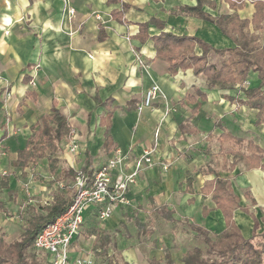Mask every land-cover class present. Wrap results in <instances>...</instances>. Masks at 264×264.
I'll return each mask as SVG.
<instances>
[{
    "label": "crops",
    "instance_id": "1",
    "mask_svg": "<svg viewBox=\"0 0 264 264\" xmlns=\"http://www.w3.org/2000/svg\"><path fill=\"white\" fill-rule=\"evenodd\" d=\"M123 4L129 7L122 17L125 23L120 14ZM198 4L199 0H0V156L4 150L12 152L9 165L21 173L38 166L40 161L26 169L15 164L54 104L79 138L76 155L63 144L55 156L59 165L55 173L44 159L50 176L60 173L65 186L72 182L66 176L68 169L94 172L120 151L126 159L114 175L120 170L130 173L144 149H155V163L129 189L130 205L118 207L105 222L98 219L97 207L85 212L81 234L71 246L73 258L91 255L96 264H185L187 252L196 248L192 242L200 241L190 225L211 234L226 229L212 194H203L205 183L215 179L213 169L230 179L240 198L234 221L242 235L253 236L254 220L248 213L259 220L258 233L264 231V157L262 168L248 169L243 160L229 170L233 151L223 138L224 132L230 133L264 149V128L255 125L257 112L239 103L246 98L238 86L209 89L207 78L196 76L192 69L171 75L152 40L166 32L199 38L216 49L234 48V41L215 24L180 12ZM246 4L234 11L225 0H204L202 7L213 17L236 13L251 20L254 4ZM67 8L75 10L74 16ZM150 20L158 24L149 26V37L142 41L137 36L139 25ZM247 82V88L257 86V73ZM152 86L160 89L156 100L138 112ZM110 99L111 106L99 105ZM107 135L111 151L105 147ZM9 180L10 176H0V184L4 182L0 227L12 242L34 213L42 214L43 207L66 189L41 207L28 203L22 211ZM18 209L26 218L16 232L11 210ZM12 233H17L14 239ZM103 242H108L106 247ZM35 254L41 264H48L47 254L36 250Z\"/></svg>",
    "mask_w": 264,
    "mask_h": 264
},
{
    "label": "trees",
    "instance_id": "2",
    "mask_svg": "<svg viewBox=\"0 0 264 264\" xmlns=\"http://www.w3.org/2000/svg\"><path fill=\"white\" fill-rule=\"evenodd\" d=\"M225 1L234 11L245 8L247 2L253 3L255 12L251 20L241 19L236 13L213 17L203 11L204 0H199V4L195 7L184 6L180 8V12L215 24L225 36L234 41V48L216 49L199 38L162 32L160 35L152 37L157 57L169 65L171 75L192 69L196 76H205L209 89L215 87L234 89L236 86H241L239 90L246 99L240 100L239 103L255 110L257 112L255 125L264 128V44L262 42L264 0ZM128 9L129 7L123 4L120 11L121 21L124 23L126 21H123L122 17ZM117 14L119 15V13ZM112 17L116 18L117 15L112 14ZM152 24L158 23L155 20H150L139 25L140 30L137 35L139 39L145 41L149 37L148 29ZM158 26L162 28V25ZM212 57L214 62L210 61ZM252 73H257L259 84L251 88L242 87ZM111 103L110 99L99 102V105L111 106ZM109 115H112L111 110ZM216 127L225 131L221 124H216ZM71 131L67 116L54 104L51 114L42 117L38 122V128L28 139L26 148L19 152L15 165L26 169L29 164L46 159L50 171L55 173L59 168L55 156L62 152L63 144L67 143ZM109 138L110 136L107 135L105 145L107 151H111L113 148ZM223 138L233 151V162L229 170L234 169L243 160H246L248 169L262 168L263 148L252 141L235 138L230 133L224 132ZM222 168L227 169L225 162ZM83 171L89 176L93 174L89 168H84ZM212 173L215 175V179L205 183L203 194H212V200L224 215L226 229L220 234H211L197 225H190V228L205 244L207 255H211L214 259L203 261V251L196 247L187 252L184 263L264 264V231L258 233L259 220L253 214L248 213L254 220V231L251 238H245L234 221V212L241 208L239 196L234 192L230 179L222 178L217 169H213ZM66 176L74 182L75 170L68 169ZM72 182L65 186L66 193L55 197L52 204L43 207L42 214L34 213L29 218L19 239L8 242L6 234L0 227V264H41L35 254V240L48 225L55 222L72 205L76 195ZM262 222L264 223V217ZM184 223V221L178 222V224ZM107 243L103 242L101 246L106 247ZM166 257L170 260L169 254Z\"/></svg>",
    "mask_w": 264,
    "mask_h": 264
},
{
    "label": "built area",
    "instance_id": "3",
    "mask_svg": "<svg viewBox=\"0 0 264 264\" xmlns=\"http://www.w3.org/2000/svg\"><path fill=\"white\" fill-rule=\"evenodd\" d=\"M67 9L68 14L74 16L75 10ZM138 61L142 64L140 59ZM248 85L249 83L245 82L242 87L247 88ZM159 91L158 86H152L147 90L137 111L142 112L145 108L152 107ZM66 150L74 155L79 152V138L74 129L70 132ZM154 153V148L144 149L130 173L120 170L114 175L115 171L122 168L126 159L120 151H117L104 166L94 171L92 176L85 174L81 169H75L74 201L66 212L39 234L34 243L36 252L47 254L50 257L48 264H96L91 255L71 257V246L75 238L81 234L85 212L92 207H97L98 219L105 222L111 218L118 207L130 205L129 189L137 183L143 170L153 166Z\"/></svg>",
    "mask_w": 264,
    "mask_h": 264
},
{
    "label": "rangeland",
    "instance_id": "4",
    "mask_svg": "<svg viewBox=\"0 0 264 264\" xmlns=\"http://www.w3.org/2000/svg\"><path fill=\"white\" fill-rule=\"evenodd\" d=\"M0 157V160H2L0 163V176H10L9 185L15 192L16 204L19 207H22V211L27 210V207L29 206L28 203L36 204L37 206L41 207L42 205L51 201L53 195L59 194L65 186V182L62 181L63 178L60 173L57 172L56 175L53 176L54 178L50 176L46 160L40 161L38 166H31L26 172L21 173L20 170L13 168L8 164L14 157L12 152L4 150L2 151ZM2 180L4 181L5 179ZM1 184L4 186V182ZM72 185H74V182H72ZM2 198L3 197L0 191V200ZM16 211L11 210L13 218L15 217V222L12 223V229L16 232H19L22 226V219H25L26 217L19 215V209L17 212ZM16 235L17 233H12L11 239H14ZM192 245L193 247H198L203 251V261L213 258L211 255H207L206 246L201 239L200 241L197 240L192 242Z\"/></svg>",
    "mask_w": 264,
    "mask_h": 264
}]
</instances>
